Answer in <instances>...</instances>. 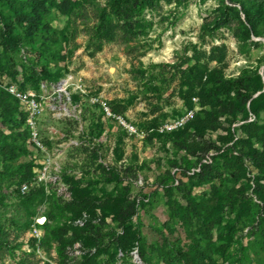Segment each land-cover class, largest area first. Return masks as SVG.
<instances>
[{"label":"rangeland","instance_id":"rangeland-1","mask_svg":"<svg viewBox=\"0 0 264 264\" xmlns=\"http://www.w3.org/2000/svg\"><path fill=\"white\" fill-rule=\"evenodd\" d=\"M237 1L154 0L123 19L110 0H0V264H264V21L245 38ZM237 75L253 93L232 116ZM194 163L200 180L159 186Z\"/></svg>","mask_w":264,"mask_h":264},{"label":"trees","instance_id":"trees-1","mask_svg":"<svg viewBox=\"0 0 264 264\" xmlns=\"http://www.w3.org/2000/svg\"><path fill=\"white\" fill-rule=\"evenodd\" d=\"M153 1L154 0H110V4L112 6H115L116 5L115 3H119L121 5L120 12L122 14V18L123 19H130L133 16V14L135 13V11H138L141 8H150ZM220 1H221V3H223V0H220ZM228 1L231 3L233 2V0H228ZM237 2H238V6H239V11L241 12V14L243 16V21H239V27H240L241 31L243 32V36L245 38H248L250 34L257 35L258 30H257L256 26H257L258 22L264 21V0H253L249 3L238 0ZM223 8H224V15H226V13H227V11L225 9L226 7H223ZM104 10H105V7H102L99 11V14H98V20L99 21H102V19H103L102 14H103ZM216 49H217L216 47H210V49L207 53V56L210 60H216V58H217V56L215 55ZM202 54L203 53L196 51V52H194L193 57L197 60L202 56ZM197 70L198 69H197V66L195 64L191 65L184 72V74L187 73V74H185V77L187 78V76H189V73L191 71L196 72ZM197 83H198V81H196L191 86L192 90H195L194 88H195ZM224 84H225L224 85L225 92H227V93L230 91L232 92V97H230L229 99H226L225 102H222L227 106L226 111L229 113H232V116H236L237 113H244L245 114V111H246L245 110V104L251 98V95L253 93V91H250V89H249V87L251 86L250 83L247 80L243 79V77L241 75H237L233 78L225 80ZM211 95L212 94H209L207 92L204 95H200V97L197 98L200 100V104L209 106V111H210L209 114L210 115H211V112L214 113V108H215V104H213L212 101L210 100ZM192 97H194V96H192ZM0 106H1V103H0ZM192 120L195 121V113L193 115V118L190 119L189 122ZM183 126L177 128L176 130H171L168 133H174L178 129H181ZM213 127H214V125H211L209 117L206 116V120L204 121V128L209 129V128H213ZM251 127H252V124L247 123L246 125L243 126V129H245L246 132H248V129H250ZM248 135H251V133L250 134L248 133ZM186 138H187V135H185L184 139H186ZM178 146H180V145H178ZM206 150H208V149H206ZM204 154H206V153H204ZM204 154L202 153L200 155L201 157L198 158V161L202 159ZM196 163H194L188 167H180L179 165L173 164L171 167L178 168L180 173H181L180 174L181 176L176 178L177 183L175 185H172L174 177L167 173V175H169L168 180H166V179L161 180L160 182H158L159 186L164 191L169 192L172 189L178 188L179 184L182 183V178H186V180H188V179L200 180L202 175H203V168L205 166H207L206 163H200L198 166L199 170L197 172H194L192 175H186L185 174V171L188 170L190 167H195L194 165ZM134 202L135 201L131 202L129 214H132V212H133ZM139 255L141 256V254H139ZM44 264H49V263L45 262Z\"/></svg>","mask_w":264,"mask_h":264},{"label":"built area","instance_id":"built-area-1","mask_svg":"<svg viewBox=\"0 0 264 264\" xmlns=\"http://www.w3.org/2000/svg\"><path fill=\"white\" fill-rule=\"evenodd\" d=\"M16 95V97L21 101V102H26L29 107L32 109L31 112H29V115L28 117L26 118V122L28 124V126L30 128H33V123H32V115H33V109H35L36 107V102L34 99L30 98L28 99L27 95L24 94V93H21V92H16L14 93ZM192 100L194 101L195 100V97H192ZM105 112L107 113V115H111V113L105 108ZM193 115H194V110L193 109H188L186 111H184V113L178 117L177 119H175V121L173 123H170V124H163L159 127V130H166V131H170V130H173V129H176V128H179L181 126H183L187 121H189L190 119L193 118ZM111 116H114V115H111ZM115 119H116V122L118 125H120L128 134L132 135V134H135V135H139V131L131 124L125 122L121 117L119 116H115ZM30 138L33 140L35 139V135H36V132L34 131V129H31L30 132ZM36 144L37 142L34 141ZM202 162H207L205 161V159H201ZM199 170V167L196 165L195 167H190L188 170L185 171V174L186 175H192L194 172H197ZM49 172L52 173L51 171V168L48 166V165H43V167L41 168V171L39 173V175L37 176V179L40 180L42 177L44 178V176L48 175ZM53 174V173H52ZM170 174L173 175V182H172V185H175L177 183L176 181V176L179 175L181 176L180 174V171L178 168L176 167H173L171 170H170ZM32 183H28V182H25V183H22L19 187V192L24 194L28 191V186H31ZM30 234L31 236L36 240V247L38 246L37 245V241H38V238L40 236V233L38 231L37 228H35L34 226L31 227L30 229Z\"/></svg>","mask_w":264,"mask_h":264}]
</instances>
